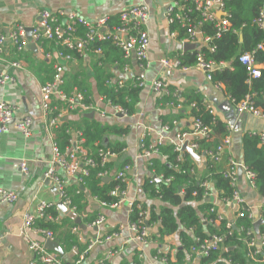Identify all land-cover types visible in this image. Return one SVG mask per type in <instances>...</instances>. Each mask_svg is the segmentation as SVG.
I'll list each match as a JSON object with an SVG mask.
<instances>
[{
	"label": "crops",
	"instance_id": "1",
	"mask_svg": "<svg viewBox=\"0 0 264 264\" xmlns=\"http://www.w3.org/2000/svg\"><path fill=\"white\" fill-rule=\"evenodd\" d=\"M174 1L176 0H0V28L3 32L16 22L29 27L36 22L42 10L76 11L88 21L106 16L110 23H115L121 9L143 3L148 10L144 27L149 38L147 49L149 64L144 69L137 67L133 55L126 62L114 50L107 51L102 63L99 62L102 54L95 55L91 51L83 53L71 62L59 61L64 66L63 89L65 87L67 91H71L76 90L78 86L85 88L97 107L94 111L79 109L68 111L60 102L55 103L56 109L63 112L60 125L54 132V138L60 149L62 151L66 149L67 139L74 137V132L78 130L81 132L83 146L89 155L95 156L97 144L117 151L107 163L106 176H96L105 183L114 181L116 172L123 165H130V171L123 183V198L119 206L113 208L102 207L95 194L90 192V186L76 184L74 179L56 168L57 174L65 179L67 194L75 206L72 211L73 217L56 206L59 198L55 185L52 181L44 179L52 151L51 139L44 132L41 121L39 88L43 83L51 80L53 64L57 60L45 58L30 48L18 53L10 43H6L4 58L6 61H0V72L3 70L8 72L13 77V81L0 86V101L15 107V119L30 115L33 123L28 137H24L14 129L0 133V187L14 191L17 195L13 203L0 204L2 235L0 264H28L31 253L20 234L21 220L25 211L33 212L40 202L50 203L51 207H55L56 216H45V220L50 223L47 229L54 233L53 240H57L63 250V254L57 253L63 264L75 263L85 248L87 238L113 233H116L113 239L96 245L79 264H97L102 259L106 264H134L135 262L166 264L162 260V254L166 255L170 261L178 263L187 258L189 248L187 251L184 248L180 233L194 236L191 231L184 228L185 226L182 225L173 234L160 237L157 225H147L148 235L145 243L137 240L130 228L129 202L138 201L147 209L153 207L156 212L164 205L157 198L150 196L143 185L148 177L155 176L151 175L152 171L148 169L149 159L157 158L167 162L166 156L158 151L149 156H142L138 144L140 137L144 135L147 144L160 146L175 144L178 132L190 133L192 130L190 104H186L184 99L186 96H199L202 101L211 106L213 114L228 126L231 144L225 152L236 163L243 164L242 137L246 133L261 132L264 118L246 112H237L224 92V86L221 87L222 89H216L206 78V72L197 66L181 64L185 66V69L180 66L172 69L162 66L160 62L162 59H179L178 57L183 53L199 50L208 43L200 31L193 40H179L178 33L171 34V25L167 21L166 11ZM212 10L217 18L223 16L217 5H214ZM184 43L194 44L196 47L184 51ZM46 46V50L53 49L51 45ZM8 60L19 61L20 67L9 66L6 63ZM100 69L103 71L102 74L99 72ZM154 79L163 80L167 83L169 90L176 91L178 95L175 97L172 94L165 95L153 91L150 83ZM119 80L124 82L125 86L136 85L138 81L143 82L142 86H138L140 90L131 112L126 115L115 112L100 92L103 87L116 88V82ZM100 112H104V116H101ZM174 121L176 124H173ZM165 125L169 127L168 130H164ZM93 136L96 140L90 142L93 139L88 137ZM187 137L188 139L196 138L195 135ZM220 139L215 136L211 138V141L216 143ZM199 152L197 154L195 151L197 156L192 162L195 174L203 176L207 172L209 158L202 151ZM21 161L27 164L26 173L20 170ZM226 164L227 162L223 161L222 169L226 168ZM235 187L243 197L246 206L250 208L252 218H260L259 212L264 206V199L256 193L255 187L247 180L243 169L240 177H237ZM207 190L208 195L204 199L212 204L214 213L228 221L232 220L237 212V206L230 200L222 201L219 198L213 181H209ZM98 214H103L104 221L99 225H90ZM75 217L80 218V222L85 225L84 229L74 222ZM39 219L36 220L37 225H39ZM204 224L206 225L205 222ZM205 225H203L204 232H206ZM73 226L78 228L76 233L71 232ZM37 239L42 241L39 236ZM158 250H161L162 254L158 253ZM180 251L184 254L181 260L177 258ZM108 252L111 253L108 254Z\"/></svg>",
	"mask_w": 264,
	"mask_h": 264
},
{
	"label": "built area",
	"instance_id": "2",
	"mask_svg": "<svg viewBox=\"0 0 264 264\" xmlns=\"http://www.w3.org/2000/svg\"><path fill=\"white\" fill-rule=\"evenodd\" d=\"M227 0H176L170 5L166 11V18L168 23L179 24L188 37L187 40H193L196 34L199 32V26L204 22H214L218 28V33L225 30L228 25L227 13L224 10ZM217 5L221 10L223 16L217 18L215 16L212 7ZM195 10L199 15V20H194L190 16V12ZM148 18L147 7L143 3L135 4L119 11L117 22L110 23L108 17H99L93 21H88L76 11L58 10L55 12L42 10L38 14L36 22L29 27L22 25L21 23H13L10 28L3 32L0 28V61H6V43H10L12 48L22 53L25 49L29 48L30 44H34L36 52L40 53L45 58H55L57 61L53 64V74L50 81L43 83L39 88L40 95V108H41V121L43 130L46 135L51 139V151L52 156L48 169L44 173V179L52 181L55 185V189L58 194L59 201L62 202L68 209L74 211L75 206L71 202L70 196L66 191V181L59 176L56 172V168H59L66 176L74 179L78 185L84 184V179L90 175V171L94 168H98L97 177H105L107 174V163L114 156V152L103 148L99 144L96 145L95 156L89 155L85 150L81 132L76 130L74 137L67 139V146L65 150H61L56 138H54V132L60 125V118L63 115L61 110H57L55 103L60 102L64 105L65 110L79 109L83 111H94L97 107L93 102H84L83 94L76 90L65 91L64 86V66L59 61L71 62L76 59L77 56L83 55V53L90 50V45L93 41L111 40L115 45L119 46L123 51V60L127 62L133 55L137 67L144 69L148 66L149 61L147 59V49L149 45L148 34L145 30V24ZM256 23L261 28L264 27V4L261 9ZM30 29V40L26 37V31ZM172 35H177V31L171 32ZM209 41V37L204 39ZM46 45H51L53 49L46 50ZM50 47V46H49ZM214 46L209 49L212 51ZM262 47L261 44L257 46L258 49ZM95 55L101 53L100 47H96L92 51ZM238 61L245 66L246 73L248 75L247 81L252 78L260 77L262 65H258L253 60V55L250 52L242 53L238 56ZM161 64L164 68L172 69L176 67H183L179 59H162ZM9 66L19 68L20 63L16 60H8L6 62ZM226 64H214L213 62H205L204 55L200 52L196 54L195 66L206 72V78L211 81L209 71L218 69ZM128 69V66L125 65ZM13 77L5 70L0 72V86L6 83L12 82ZM143 82L138 81L137 86H142ZM216 89H220V84H213ZM124 86V82L121 80L116 82V88ZM150 87L153 91L160 92L168 95L172 94L177 96L176 91H170L167 83L161 79H154L150 83ZM232 103L235 106L237 112L250 113L254 116L263 117L260 112L253 107L250 96L247 95L241 101ZM110 105V104H108ZM111 106V105H110ZM194 104L190 105V108ZM115 112L126 115V113L119 106H112ZM15 107L4 101H0V133L9 132L14 129L19 131L24 137H28L31 133V127L33 119L30 115H25L21 118H14ZM209 111L213 114V109L209 105ZM101 116H104V112H100ZM264 118V117H263ZM192 130L190 133L178 132L176 134L177 142L173 144L174 150L180 153L183 143H187V146L195 153L197 145L193 142L194 139H188L187 136L195 135L196 137H205L210 131L206 127L202 126L201 122L194 117L191 118ZM173 124H176L174 121ZM164 130H168V126L165 125ZM66 133H68L66 131ZM260 137V144H264V131L258 132ZM139 149L142 156H149L151 153L156 152L157 146L155 144H147L145 142V136L142 135L139 139ZM231 144L229 136H226L217 145L214 151L205 150L203 154L209 159L218 161L220 155L226 153ZM26 162L21 161L19 163L20 170L24 173L27 172ZM241 167L244 170V174L248 181L253 184V174L246 171L243 164L236 163L232 157L228 160L227 170L224 176L229 179L231 186L233 187L230 201L237 206V212L232 220H227L226 227L233 229L235 226V219L237 217L248 216L253 220V223L257 219L252 218L250 208L245 204L243 197L236 189L235 184L238 177V168ZM130 171V165L125 164L121 167L115 175V180H119L124 183L127 178V173ZM159 178V177H158ZM153 179V178H152ZM166 182L169 179L165 180ZM209 181L205 180L201 183V186L207 188ZM254 186V185H253ZM111 196L120 197L115 202L99 201L102 207H118L121 199L123 198L124 190L119 186H116L110 192ZM208 195V193L206 194ZM17 199V195L14 191L0 187V204H11ZM133 202H129V208ZM52 204L46 202H40L33 212L25 211L22 216L20 234L23 236L28 251L31 253V259L28 264H63L61 258L57 252L49 251L44 248V241L54 239V233L49 229L42 228L36 224L38 218L44 217L46 209L50 208ZM215 211L214 207L210 209V213ZM264 213V206L260 208L259 217L261 218ZM141 214H144L142 211ZM215 219L213 223L219 225L221 219H225L222 216L215 213ZM104 221L103 214L98 216L90 223V225H99ZM252 223V225H253ZM146 227H139L136 224H130L131 230L135 234V238L143 243L147 241V225ZM77 226L71 227V232L76 233ZM234 230V229H233ZM253 227H251L247 234L250 238L245 243V251L243 256L251 261L260 262L264 264V236L261 238H255L252 236ZM116 233L108 234L104 236L89 237L86 240L85 248L80 253L78 259L74 264H79L87 254L98 244L113 239ZM41 237L42 241L37 239ZM0 231V240H1ZM223 235L213 234L208 238L200 239L195 238L194 243L190 245L187 258L181 263L176 261L168 262L167 256L162 254L161 250L158 253L162 254V260L166 264H199V259L209 255L210 252L219 251L225 249L223 246ZM1 248V244H0ZM260 253L258 258L256 254ZM111 252H108L110 254ZM97 264H106L105 260H100Z\"/></svg>",
	"mask_w": 264,
	"mask_h": 264
},
{
	"label": "trees",
	"instance_id": "3",
	"mask_svg": "<svg viewBox=\"0 0 264 264\" xmlns=\"http://www.w3.org/2000/svg\"><path fill=\"white\" fill-rule=\"evenodd\" d=\"M263 4L264 0H227L224 10L229 21L228 27L217 35L218 28L215 26V21L204 22L198 28L205 38L209 37L207 45L199 50L183 53L178 58L182 65H195L196 54L200 52L204 55L205 62L226 64L209 71L212 84L224 86V92L234 103L249 95L253 107L264 117V27L261 28L256 23ZM190 16L194 20H199V15L195 10L190 12ZM174 30L177 31L179 40L188 39L185 30L179 24H171V32ZM259 44L262 45L260 49L257 48ZM211 46H214L212 51L209 49ZM96 47L101 49L102 57L99 58L101 63L104 62L103 57L107 51L114 50L116 54L119 53L121 58L123 57L122 49L111 40L93 41L89 51L92 52ZM245 52L252 53L254 62L263 66L260 77L252 78L249 82L247 81L248 75L245 66L238 61V56ZM76 58L79 56L76 55ZM99 72L100 74L103 73L101 69ZM221 87L220 89H222ZM64 90L67 91L65 87ZM139 90L140 87L137 85H124L120 88L103 87L100 92L111 106H119L126 114H129ZM76 91L83 94L84 102H92L88 90L78 86ZM184 100L188 105L194 104L193 107L189 108V115L198 119L202 126L210 131L205 137L194 138L193 142L197 145V154L200 153L199 151H214L222 139L229 135L228 126L210 113L209 104L202 101L201 97L186 96ZM215 136L221 139L212 143L211 138ZM88 138L93 139L90 142L96 140L94 136ZM156 150L166 156L167 162H162L157 158L149 159L148 169L152 171L151 175L158 176L160 181L156 182L152 179L153 176H150L146 179L143 187L150 196L157 198L164 205L156 212L153 207L147 209L140 202L134 201L130 207V223L136 224L140 228L146 227L145 222L148 226L155 224L160 237L175 233L183 225L194 236L191 237L192 235L184 232L180 233L186 251L194 243L195 238L204 239L213 234L223 235L225 249L210 252L209 255L201 257L199 264H262L260 262L254 263L243 256L246 249L245 243L250 238L247 231L252 227L253 220L248 216L237 217L234 221V230L226 227V219H221L219 225L215 226L213 223L216 217L215 213L209 212L213 206L204 199L208 190L201 186V183L209 180L214 182L215 190L222 201L230 200L233 187L224 173L231 156L223 153L218 161L208 159L206 174L197 176L194 172L193 157L189 153H184L179 157L180 153L174 150L173 145H158ZM223 161L227 162L224 169H222ZM242 163L246 171L253 174L252 181L256 193L264 199V144H260L258 133L243 135ZM97 170L98 168H95L90 171V175L84 179L83 185L90 186V192L95 194L94 196L98 200L108 203L117 201L118 197L111 196L109 192L116 186L122 189L124 184L119 180L103 182L101 178L96 177ZM166 179L169 181L166 182ZM178 188H180L179 191ZM193 203L197 205L194 206ZM54 208L46 209L44 217L38 221L40 227L46 229L50 227L45 216H56ZM142 211L144 214H141ZM261 218L264 220V213ZM203 225H205L206 232H204ZM252 236L255 238L264 236V222L259 225L258 233H252ZM183 255V252L180 251L177 258L181 260ZM256 256L259 258L260 253L257 252ZM168 262L170 263L169 259Z\"/></svg>",
	"mask_w": 264,
	"mask_h": 264
},
{
	"label": "water",
	"instance_id": "4",
	"mask_svg": "<svg viewBox=\"0 0 264 264\" xmlns=\"http://www.w3.org/2000/svg\"><path fill=\"white\" fill-rule=\"evenodd\" d=\"M26 37H27V39L28 40H30V29H27V31H26ZM30 49H32V50H36V48H35V45L34 44H30L29 46H28ZM196 47V45H194V44H189V43H184V45H183V49H184V51H188V50H192L193 48H195ZM90 114H92V112H90ZM263 131H264V126H263ZM189 153L190 155H191V157H193V158H196V154L187 146V143L185 142V143H183V145H182V147H181V155L183 154V153ZM242 174V168L241 167H239L238 168V177H240V175ZM153 178V180H155L156 182H158V181H160V178H158V177H156V176H153L152 177ZM180 190V188H178V191ZM56 206L61 210V211H63V212H65V213H69L68 215L70 216V217H73L74 216V213L72 212V211H69L68 210V208L62 203V202H60V201H58L57 202V204H56ZM74 222L77 224V225H79V227L80 228H82V229H84L85 228V225H83L81 222H80V218L79 217H75L74 218ZM264 222V220L262 219V218H258L254 223H253V225H252V227H253V231L255 232V233H258V228H259V225L261 224V223H263ZM145 225H147V222H145ZM233 229H235V226H233ZM44 248L45 249H47V250H49V251H54V252H57L58 254H63V250H62V248L60 247V245H59V243L57 242V240H49V239H47V240H45V242H44ZM230 249H232V248H230Z\"/></svg>",
	"mask_w": 264,
	"mask_h": 264
}]
</instances>
